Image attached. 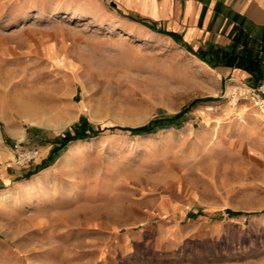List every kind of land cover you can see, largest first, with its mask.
<instances>
[{"label": "rangeland", "instance_id": "obj_1", "mask_svg": "<svg viewBox=\"0 0 264 264\" xmlns=\"http://www.w3.org/2000/svg\"><path fill=\"white\" fill-rule=\"evenodd\" d=\"M232 84L179 41L0 0V263L264 264V115L232 101ZM187 109L177 125L59 148L79 126ZM16 145L41 155L20 165ZM128 232L141 239L110 243Z\"/></svg>", "mask_w": 264, "mask_h": 264}, {"label": "crops", "instance_id": "obj_2", "mask_svg": "<svg viewBox=\"0 0 264 264\" xmlns=\"http://www.w3.org/2000/svg\"><path fill=\"white\" fill-rule=\"evenodd\" d=\"M53 1L58 7L89 11L130 34L179 41L203 57L221 81L252 86L264 76V0ZM239 103L251 105L264 115V106L246 100ZM128 233L117 239L112 233L110 243L118 240L127 248L133 240L141 239Z\"/></svg>", "mask_w": 264, "mask_h": 264}, {"label": "built area", "instance_id": "obj_3", "mask_svg": "<svg viewBox=\"0 0 264 264\" xmlns=\"http://www.w3.org/2000/svg\"><path fill=\"white\" fill-rule=\"evenodd\" d=\"M233 85V89L229 94V98L238 103L241 101H251L258 107L264 106V76L261 80L252 86ZM15 160L20 165L29 164L37 160L42 149L39 147H24L21 145L15 146Z\"/></svg>", "mask_w": 264, "mask_h": 264}, {"label": "trees", "instance_id": "obj_4", "mask_svg": "<svg viewBox=\"0 0 264 264\" xmlns=\"http://www.w3.org/2000/svg\"><path fill=\"white\" fill-rule=\"evenodd\" d=\"M188 112V109L178 113L166 120L163 119H157L154 120L152 122H150L148 125H143V126H139V127H120V126H112V127H101L99 126L98 128H93L91 125H85V126H79L75 132H69L67 133L64 138L61 140V145L59 148H63L66 145H68L72 140H76V139H88L91 138L92 136L98 135L99 133H101L102 131L106 130V129H112V130H129L131 131L132 134H143L147 131H156L159 127H163V126H170L173 124H179L178 122H180L181 118L183 116L186 115V113ZM165 123V124H164ZM56 148V151L57 149Z\"/></svg>", "mask_w": 264, "mask_h": 264}, {"label": "bare ground", "instance_id": "obj_5", "mask_svg": "<svg viewBox=\"0 0 264 264\" xmlns=\"http://www.w3.org/2000/svg\"><path fill=\"white\" fill-rule=\"evenodd\" d=\"M6 96L7 93L3 95V98H5ZM27 96H28L27 92H21L16 96H14L12 100L18 105L20 112L34 115L35 111L38 108H36V106H33L28 102V100L26 99Z\"/></svg>", "mask_w": 264, "mask_h": 264}]
</instances>
